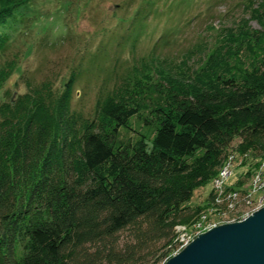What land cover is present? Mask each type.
I'll return each instance as SVG.
<instances>
[{
  "label": "trees",
  "instance_id": "obj_1",
  "mask_svg": "<svg viewBox=\"0 0 264 264\" xmlns=\"http://www.w3.org/2000/svg\"><path fill=\"white\" fill-rule=\"evenodd\" d=\"M35 2L0 0V91L20 67L9 32L31 19ZM254 5L195 63L191 51L170 66L142 58L98 100L93 119L71 109L75 73L61 92L50 80L28 82L0 102V264H160L169 256L175 216L187 217L233 139L244 153L264 137V0ZM133 117L150 133L119 141Z\"/></svg>",
  "mask_w": 264,
  "mask_h": 264
},
{
  "label": "rangeland",
  "instance_id": "obj_2",
  "mask_svg": "<svg viewBox=\"0 0 264 264\" xmlns=\"http://www.w3.org/2000/svg\"><path fill=\"white\" fill-rule=\"evenodd\" d=\"M67 1L36 0L26 9L31 19L21 24L19 31L9 32V52L19 55L20 67L0 91V102L26 92L28 82L50 80L55 90L61 92L75 73L71 109L93 119L98 100L120 85L127 70L139 65L142 58L158 57L170 66L191 51L190 62L195 63L199 49L202 57L207 46L228 28L242 18H250L251 3L256 6L261 0H194L185 12L176 7L180 0H158L154 7L148 0H71L69 6ZM36 16L40 18L32 24ZM250 20L252 27L260 28L257 20ZM136 32L140 34L134 44ZM131 128H122L118 140L126 142L132 135H148L151 130L136 117L131 119ZM242 142L235 137L216 167L214 178L223 173V194L213 185V178L211 183L195 189L189 203L191 211L184 213L187 217L175 216V247L160 264L178 254L199 234L243 220L261 208L258 206L264 201V137L244 153L239 150ZM262 175L263 183L258 185ZM235 188L251 190L256 193V200L242 194L235 203L227 202V194ZM198 205L202 208L196 212ZM181 240L188 243L184 246Z\"/></svg>",
  "mask_w": 264,
  "mask_h": 264
},
{
  "label": "water",
  "instance_id": "obj_3",
  "mask_svg": "<svg viewBox=\"0 0 264 264\" xmlns=\"http://www.w3.org/2000/svg\"><path fill=\"white\" fill-rule=\"evenodd\" d=\"M164 264H264V206L199 234Z\"/></svg>",
  "mask_w": 264,
  "mask_h": 264
},
{
  "label": "built area",
  "instance_id": "obj_4",
  "mask_svg": "<svg viewBox=\"0 0 264 264\" xmlns=\"http://www.w3.org/2000/svg\"><path fill=\"white\" fill-rule=\"evenodd\" d=\"M261 171H263V170H260V172ZM222 176H223V173L222 172L219 173V175L216 178L213 179V181H214L213 185L215 186V188H217V190H219L223 194V191H224V189H223L224 188L223 187L224 186V179H222ZM262 177H263V175L258 178L259 179L257 181V184L259 183L258 185H261L264 182L263 180H262L263 182L260 180ZM250 189H252V187H250ZM253 189L255 191V186H254ZM250 192H251V190H238L236 188L235 189H231L230 193L227 194L228 198L226 197L227 198V202H230L232 204L235 203V200L238 199L240 196H242V194L248 196L251 200H256V199H254V197L257 198L255 196L256 193H254V192L250 193ZM262 206H264V201L258 207L260 208ZM181 242H182V245H184V246L188 243V241H186V240H181Z\"/></svg>",
  "mask_w": 264,
  "mask_h": 264
}]
</instances>
